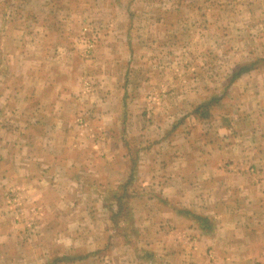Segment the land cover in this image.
I'll return each mask as SVG.
<instances>
[{"label":"crops","instance_id":"obj_1","mask_svg":"<svg viewBox=\"0 0 264 264\" xmlns=\"http://www.w3.org/2000/svg\"><path fill=\"white\" fill-rule=\"evenodd\" d=\"M40 1L32 14L35 20L31 16L25 32H11L14 20L0 13V162L12 158L1 149L12 138V149L26 150L14 151L24 152L26 160L25 169L12 168L27 180V190L20 189V196L26 193V202H38L51 210L36 217L28 230L29 222L24 220L22 231L18 218L0 215V264H98V259H104L103 264H264V65L262 71L256 68L231 83L232 113L219 112L213 120L210 111L219 105L220 95L198 102L197 106L209 105L207 116L199 115V119L211 120L212 136H205L208 129L198 137L184 135L176 144L169 141V148L181 150L184 146L186 152L171 158L166 154L140 158L138 204L129 218L133 225L122 217V225L130 226L119 227L111 217L116 197L127 193L121 184L126 181L123 177L119 181L122 186L108 189L114 206L108 210L105 227L106 221L111 222L114 234L106 235L97 228L82 231L78 219L65 226L57 214L66 207V192L74 195L96 187L102 172L88 169L72 154L64 161L66 138L58 128L65 125L60 113L75 107L68 99L77 96L76 87L87 73L80 71L82 65L74 53L73 62L61 69L63 57L70 52L48 41V33L58 28L71 30L57 16V9L50 6L43 13L48 0ZM64 13L63 18L69 20ZM48 46L55 49L45 55L43 48ZM214 98L219 101L212 102ZM51 127L56 129L51 131ZM112 175L108 167L104 178ZM9 180L8 172L0 170V186ZM113 191L120 194L112 196ZM182 210L190 214L185 216ZM195 216L208 220L209 228ZM127 229L137 241L146 235L145 243L141 242L146 246L130 242Z\"/></svg>","mask_w":264,"mask_h":264},{"label":"rangeland","instance_id":"obj_2","mask_svg":"<svg viewBox=\"0 0 264 264\" xmlns=\"http://www.w3.org/2000/svg\"><path fill=\"white\" fill-rule=\"evenodd\" d=\"M30 1L0 0V13L8 15L11 22L14 20L10 24L11 32L28 30L26 25L30 24L33 11L41 2L33 0L30 5ZM46 2L48 6L41 11L44 13L50 6L57 9V16L62 23L69 24L71 30L58 28L48 33V41L70 52L66 58L63 57L62 68L60 64L54 66L64 71L73 62L71 56L74 53L82 65L80 71L87 73V76H81V85L76 87L77 96L68 99L75 107L60 113L65 123L58 128L64 130L66 138L62 149L64 161L68 154H72L88 169L102 172L101 183L96 187L74 195L72 191L68 195L66 192L63 201L66 207L57 215L65 226L76 218L82 231L84 228H97L98 231L104 230L106 235L114 234L111 222L106 221L105 227L108 210L114 206L108 189L119 188L121 184L127 187L122 203L130 205L128 214H132L131 209L133 211L138 204L135 194L140 192L139 176L136 177L140 158L153 154H166L171 158L172 155L177 156V152H186L184 146L181 150L169 148V141L176 144L184 135L198 137L205 135L203 130L208 129L210 132L205 136H212L211 120L201 121L200 113H195L198 102L204 99L223 96L219 105L210 111L213 120L219 112L228 110L232 113L233 84L228 85L227 77L240 63L264 58V0ZM65 11L69 20L63 18ZM50 25L55 27L59 24ZM16 39L19 41L17 36ZM54 49L44 47L43 53L52 54ZM263 65L257 68L262 71ZM106 72L108 77L104 76ZM172 124H175L174 129L169 128ZM212 124L214 127V122ZM11 140L1 147L3 154L12 158L0 162V170L8 172L10 178V182L0 186V215L18 218L16 221L22 231L24 220L29 222L28 230L33 220L46 216L51 207L26 202V193L20 196V189L27 190L24 184L27 180L12 168L25 169L23 154L26 150L12 149ZM60 145L59 138V151ZM157 150L161 153H156ZM110 156L112 164L108 160ZM108 167L113 172L111 179L108 176L104 178ZM123 177L127 179L124 178L126 181L120 184ZM14 188H17V193L13 194ZM115 192L120 194L113 191L112 196ZM127 221L133 225L130 219ZM116 224L119 227L130 226L122 225L119 219H116ZM69 230L73 232V229ZM127 230L130 242L140 243L141 248L146 246L143 245L146 235L137 241L139 238ZM119 231L122 230L116 233ZM103 262L104 259H98V264Z\"/></svg>","mask_w":264,"mask_h":264},{"label":"trees","instance_id":"obj_3","mask_svg":"<svg viewBox=\"0 0 264 264\" xmlns=\"http://www.w3.org/2000/svg\"><path fill=\"white\" fill-rule=\"evenodd\" d=\"M261 64H264V58L262 59H256L254 61L248 62V63H243L238 65L229 75L228 78V85L231 84L233 81H235L237 78H239L241 75L248 73L250 71H253L254 69H256L257 67H259ZM219 101V98H214L212 100V102L216 103ZM211 103V101H210ZM209 107L208 103H202L199 106H197V108L195 109V113H200V117H206L208 112H207V108ZM117 195H115L116 197ZM122 196H117L116 197V206L114 207V210H111V217L113 222L115 223L116 219L122 218L124 217V219H129L130 215L128 214V209H126L127 207L123 206L121 204V199ZM124 197V196H123ZM180 213V212H179ZM182 214H184L185 216L189 215L190 213L186 212V211H181ZM195 218L197 220H199V222L201 223V225L204 227L206 226V228H209V222L208 220L195 216Z\"/></svg>","mask_w":264,"mask_h":264},{"label":"built area","instance_id":"obj_4","mask_svg":"<svg viewBox=\"0 0 264 264\" xmlns=\"http://www.w3.org/2000/svg\"><path fill=\"white\" fill-rule=\"evenodd\" d=\"M91 44V43H90ZM92 45V44H91ZM91 45H88V48H90L91 47Z\"/></svg>","mask_w":264,"mask_h":264}]
</instances>
